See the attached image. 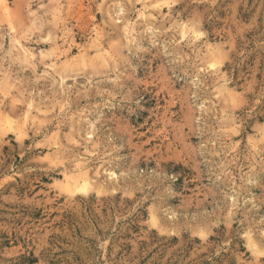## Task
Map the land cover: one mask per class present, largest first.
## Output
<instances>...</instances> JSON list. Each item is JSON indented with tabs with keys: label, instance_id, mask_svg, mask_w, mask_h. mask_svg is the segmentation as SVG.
I'll use <instances>...</instances> for the list:
<instances>
[{
	"label": "rangeland",
	"instance_id": "rangeland-1",
	"mask_svg": "<svg viewBox=\"0 0 264 264\" xmlns=\"http://www.w3.org/2000/svg\"><path fill=\"white\" fill-rule=\"evenodd\" d=\"M4 1L0 264H264V0Z\"/></svg>",
	"mask_w": 264,
	"mask_h": 264
},
{
	"label": "bare ground",
	"instance_id": "bare-ground-1",
	"mask_svg": "<svg viewBox=\"0 0 264 264\" xmlns=\"http://www.w3.org/2000/svg\"><path fill=\"white\" fill-rule=\"evenodd\" d=\"M0 2H1V5H2L3 10H4V11H7L8 8H7V6H6L7 4L5 3V1H4V0H0ZM56 6H57V5H56ZM0 8H1V7H0ZM58 12H59V10H58ZM59 14H60V12H59ZM98 47H99V46H98ZM94 53H95V52H94ZM97 54H98V53H97ZM102 54H103V53H102ZM25 55H26V54H25ZM66 57H67V56H66ZM65 61H67V60H65ZM65 61H64V62H65ZM83 61H84V60H83ZM75 63H76V62H75Z\"/></svg>",
	"mask_w": 264,
	"mask_h": 264
}]
</instances>
